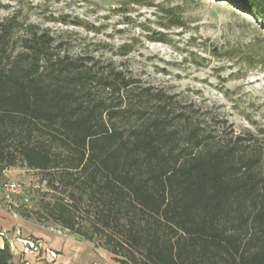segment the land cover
Returning a JSON list of instances; mask_svg holds the SVG:
<instances>
[{
    "label": "trees",
    "instance_id": "obj_1",
    "mask_svg": "<svg viewBox=\"0 0 264 264\" xmlns=\"http://www.w3.org/2000/svg\"><path fill=\"white\" fill-rule=\"evenodd\" d=\"M219 1L264 24V0ZM54 42L16 13L0 22V170L49 175L68 199L48 217L101 236L119 264H264V134L217 135L165 90ZM81 205L93 209L90 232ZM22 262L5 239L0 264Z\"/></svg>",
    "mask_w": 264,
    "mask_h": 264
},
{
    "label": "rangeland",
    "instance_id": "obj_2",
    "mask_svg": "<svg viewBox=\"0 0 264 264\" xmlns=\"http://www.w3.org/2000/svg\"><path fill=\"white\" fill-rule=\"evenodd\" d=\"M168 8L180 13L182 26L172 25L164 10ZM14 13L25 24L48 30L54 44L63 42L56 48L61 54L93 56L101 65L111 62L142 84L165 90L179 110L206 121L217 135L247 130L259 138L264 134V63H260L264 24L223 1L0 0V22ZM157 32L164 34L166 42L151 38ZM25 34L22 27L14 38ZM122 46L129 51L124 53ZM14 48L19 50L20 44L16 42ZM248 57L254 62L248 63ZM49 177L20 164L0 170V211L5 208L29 228L76 235L48 217L58 198L68 199V192L51 186ZM8 180L26 186L25 194L15 197L17 205L10 208L2 189ZM87 210L93 209L81 205L78 219L90 232L92 213ZM102 241L101 236L86 240L107 257L89 264H119Z\"/></svg>",
    "mask_w": 264,
    "mask_h": 264
},
{
    "label": "crops",
    "instance_id": "obj_3",
    "mask_svg": "<svg viewBox=\"0 0 264 264\" xmlns=\"http://www.w3.org/2000/svg\"><path fill=\"white\" fill-rule=\"evenodd\" d=\"M2 209L4 212L0 211V248L7 239L15 263L26 260L30 264H89L99 259H107L100 250L90 247L86 240L77 234L61 235L53 230L52 232L51 229L29 228L14 219L5 208ZM16 230H19L20 236L39 239L46 246L53 248L57 252L56 258H51L43 250L34 254H18L17 251H21L23 245L17 239Z\"/></svg>",
    "mask_w": 264,
    "mask_h": 264
},
{
    "label": "built area",
    "instance_id": "obj_4",
    "mask_svg": "<svg viewBox=\"0 0 264 264\" xmlns=\"http://www.w3.org/2000/svg\"><path fill=\"white\" fill-rule=\"evenodd\" d=\"M3 193H4V199L6 201L7 206L14 207L16 206L15 197L17 195H21L24 193V190L26 188L25 184L17 181V180H8L3 182ZM12 211L11 209H9ZM12 214L16 216V213L12 211ZM57 233L62 234L63 232L60 229L56 230ZM16 236L17 239L22 243L23 248L21 251H18L21 254H34L41 250L45 251L51 258H56L57 252L49 247L46 246L43 241L33 238V237H21L19 236V230H16ZM19 236V237H18ZM20 264H30L29 261H24Z\"/></svg>",
    "mask_w": 264,
    "mask_h": 264
}]
</instances>
